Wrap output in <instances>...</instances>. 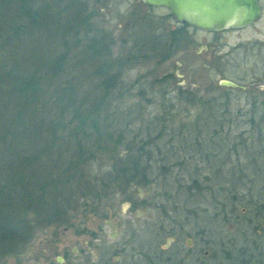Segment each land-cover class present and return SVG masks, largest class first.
<instances>
[{
  "label": "trees",
  "instance_id": "obj_1",
  "mask_svg": "<svg viewBox=\"0 0 264 264\" xmlns=\"http://www.w3.org/2000/svg\"><path fill=\"white\" fill-rule=\"evenodd\" d=\"M35 2L0 0L1 64H6L3 56L8 54L4 53L8 40L30 26L69 23L72 39L78 35L79 27L83 26L88 32L89 15L83 17L76 0L64 3L53 0L52 8L39 15ZM167 36L155 42L156 35H148L145 40L152 51H162L156 54L160 55V60L168 59L174 47V50L181 47V39L186 35L182 38L181 35ZM68 37L60 36L57 49L52 48L47 60L43 58L42 68L6 65L7 96L15 101L9 102L11 115L4 119L0 132V169L5 173L0 176V258L20 253L36 229L63 223L68 211L83 207L88 213L99 214L106 200L113 199L118 192L135 185L151 186L155 181L152 169L158 170V174L178 170L174 174L178 193L185 190L187 200L201 196L210 206L222 207L223 214L228 210V221L232 219V223L239 226L264 223V99L258 100L256 90L248 92L249 96L241 104L232 101L230 92L220 85L213 87L224 89L222 95L209 97L178 88L176 100L196 108L194 116L186 115L178 127L170 123L174 122L175 115L164 113L158 99H146L141 90L134 96L144 97L147 104L158 107L151 122L155 127L145 128L156 133H147L145 137L140 132L143 130L138 129L126 140L123 132L115 134L116 127L106 123L113 118L108 101L113 99V93L118 91L119 95V90L124 88L121 81L124 68L149 53L142 55L143 48H132L125 54L113 56L111 35L80 37L74 40V45L67 43ZM176 37L180 40L178 46H174ZM80 50L92 52L98 61L93 75L98 81L94 87L98 90L95 99H77L70 85L75 73L68 76L70 70H65L66 62ZM27 53L30 60L33 52ZM13 58L12 55L11 60H15ZM53 79L57 82L52 83ZM169 79L171 75L167 74L156 78L155 82ZM52 84L51 92H46ZM40 95H47L45 103L57 104L55 113L48 116V125L42 126L48 136L40 140L43 145L39 147V130L35 129L33 116L21 119L20 113L27 108L32 114L36 106L33 98ZM51 148H56L53 158ZM122 148L126 151L124 155L120 153ZM96 161L105 164L99 167L100 174L90 175L87 170ZM82 176L88 177L84 180ZM72 199L73 205L70 204ZM243 210L247 211L245 215ZM100 216L106 217L104 213ZM173 222L176 225L159 232L156 239L159 246L165 244L168 237L185 235L184 225L177 223V219ZM84 232L89 231L85 228L79 231ZM209 233L208 230L207 239H202V232H198L204 247L206 244L208 247ZM155 253L157 259L153 264L181 262L177 254L167 253L163 247ZM232 264L240 262L233 259Z\"/></svg>",
  "mask_w": 264,
  "mask_h": 264
},
{
  "label": "rangeland",
  "instance_id": "obj_2",
  "mask_svg": "<svg viewBox=\"0 0 264 264\" xmlns=\"http://www.w3.org/2000/svg\"><path fill=\"white\" fill-rule=\"evenodd\" d=\"M136 1H115L111 6L105 8L100 18H94L89 22L88 32L83 29V26L79 27V33L75 37V39L90 38L100 35V30L104 33L113 32L114 35H111L114 39L111 47L113 56L125 54L132 48H143L142 55L149 53V56H143L144 58L139 59L137 63L129 64L124 68L121 77L124 88L119 90L121 92L119 95L118 91H114L113 99L108 101L111 107L109 113L113 118L108 119L106 123L116 127L115 134L123 132L122 135L127 140L137 133L138 129L143 130L140 132L145 137L147 133L152 135L156 133L152 130L148 132L145 128L146 126L155 127L151 122L158 107L147 104L144 97L146 99L156 97L161 103L164 113L175 115L174 122H170L173 127H178L186 115L188 118L193 117L196 108L186 106L183 102L176 100L175 95L178 88L187 89L189 92L204 97L218 96L222 95L224 89L214 88L213 85H217L216 83L220 79L225 78L252 87L256 90L255 94L258 100L264 99V14L259 24L235 32V35H204L202 32L188 27L189 33L184 36L185 41L181 39V47L175 50L174 47L172 55L168 59L160 60V55L156 54L162 53V51H152L148 48L150 46L145 43V40L148 36L147 32L150 30H143L144 27H147L145 26L147 22L141 24L142 20L139 19L141 16L147 15L148 18L151 17L157 22L160 21V17H167V28L153 27L154 31L158 28L163 33L169 30V27L175 22L166 8H147L144 5H138ZM261 4L264 5V0H261ZM149 19L144 18L145 21H149ZM127 21L137 22L130 25V23H126ZM70 29L69 23L30 26L21 30L17 34L18 36L8 40L4 51L8 54L3 56V63L6 64H1L2 59H0V132L4 119L7 115H11L10 109H8V107L10 108L9 102L15 101L7 96L9 84L5 77L6 65H27L42 68L43 58L45 57L44 60H47V55L52 52V48L57 49L60 36L69 35L67 43L74 45L75 39H72ZM135 29L137 34L134 33ZM156 37L158 39L155 42H158L162 40L161 37L168 36L156 35ZM84 42L85 40L82 44ZM197 50L200 51L196 52ZM28 51L33 52L30 60L26 57ZM73 53L74 51L69 55ZM12 55L15 60H11ZM97 68L98 61L90 51H77L73 54L72 59L66 62L65 70H70L68 76L75 73L71 77L70 85L75 90L76 97L78 95L77 99H95L98 95V90L94 88L98 81L93 76ZM167 74L171 75V79L155 82L156 78ZM56 82L53 79L52 83ZM128 84L131 85V88L128 87ZM53 85L45 91L50 93ZM141 90L144 97L136 98L134 95ZM41 91L43 92V89ZM228 95L232 101H238L241 104L249 96L248 92H230ZM46 99L47 95L33 98L36 106L32 107V114L31 110L27 108L24 113H20L21 119L33 116L35 129L39 130L37 137L39 147L43 145L41 142L43 138L48 136L42 128L48 125V116L55 113L57 104L54 101L45 103ZM169 101L172 103L170 104ZM171 105L173 108L170 107ZM135 118L136 120L133 121ZM22 146L25 148V143H22ZM55 151L56 148L49 150L52 158ZM125 152V148L120 149L121 155H124ZM43 161L45 159L42 160V163ZM104 164V162L96 161L87 172L90 175L100 174L99 167ZM0 171L2 170L0 169ZM177 171L175 169L172 173L158 174V170L152 169L155 181L149 189L145 186L135 185L127 188L124 192L120 191L113 199L106 200L107 203L102 206L103 208H100L99 214L88 213L83 210V207L76 211H68L63 216V223L36 229L31 240L20 253L0 258V264H18V261L23 257L43 256L50 249L55 250V255L64 253L68 256L69 259L63 264H153L152 261L157 259L155 251L159 247L170 246V243L160 244V246L156 243L159 232L164 227L170 228L176 225L173 222L176 219L177 223L184 225L186 231V233L184 231L185 235L175 238L176 241L183 247L185 238L189 237L191 244L195 240L201 244L198 232H202V239H207L208 230L212 225H222V207L216 209V207L210 206L201 196H198L197 200L196 197L187 200L186 196L188 195L185 190L178 193L177 182L174 179V174ZM3 173V171L0 172V176H4L5 173L4 175ZM82 177L86 180L88 176ZM144 200L149 204H144ZM70 204L73 205V199ZM236 210L240 212V209ZM227 212L228 210H226ZM102 213L106 215L105 218L100 216ZM106 220H110L108 225ZM117 221H121L120 225H117ZM82 228L94 232L98 236L93 237L89 232L79 233ZM189 232L191 235L187 234ZM200 247V260L207 262L209 257L203 253L204 249H208L207 244L205 247L202 245ZM192 249L196 250L195 247ZM185 250L187 253H191L187 248Z\"/></svg>",
  "mask_w": 264,
  "mask_h": 264
},
{
  "label": "flooded vegetation",
  "instance_id": "obj_3",
  "mask_svg": "<svg viewBox=\"0 0 264 264\" xmlns=\"http://www.w3.org/2000/svg\"><path fill=\"white\" fill-rule=\"evenodd\" d=\"M52 1L53 0H44V1L36 0L35 8L37 10L36 11L37 15L44 13V11L47 8H52V4H51ZM76 1L79 3L82 9L83 17H85V15L86 16L89 15L87 22H91V20L94 18H97V19L100 18V15L104 13L105 8L111 6L115 1H118V0H76ZM64 2L65 0H63L62 3ZM136 2L138 5H144L147 8H160V7L146 5L140 0H137ZM262 6H263L262 17L254 24L243 27V28H234V29L231 28V29H224L220 31H202L197 28H193V27L192 28L194 30L202 32L204 35H235L234 34L235 32L246 30L247 28H250V27H254L256 24H259L262 21L263 14H264V5ZM141 17L139 20L140 21L142 20V21L140 22L138 20L141 24L147 22L145 23V26L147 27H144L143 30H150V32H147V35H181V38H182V35H188L189 31L187 30V28L191 27L187 24L176 22L171 16L172 20L175 23L169 27L170 28L169 30L163 33L159 31L158 28H156V30L154 31L153 27L160 26L163 28L164 27L167 28V25H166L167 20H168L167 17H160L159 18L160 21L158 20L157 22L151 17H149L150 18L149 19L147 15L143 16L142 19ZM144 18L149 19V21L148 20L145 21ZM126 23H130V25L135 24L130 21H127ZM134 33L137 34L136 29L134 30ZM100 35H114V33L113 32L104 33L100 30ZM143 35H146V34H143ZM179 42H180L179 38L176 37L174 41V46H178ZM224 42H227V41L224 40ZM215 44H217V42H215ZM231 81L236 82L240 85H244L241 82H237L234 80H231ZM226 88H228L227 90L229 92L252 93L254 91L252 87H248V86L246 90H242L238 88H229V87H226ZM250 89L252 90L250 91ZM145 203L149 204L148 201L144 200V204ZM246 212H247L246 210L242 211L244 215L246 214ZM228 217H229V214L226 213L225 211V213L222 215V218H223L222 225H219V224L218 226L212 225V227L209 229L210 233L208 235L209 237L208 249L203 251L204 255L209 257V260L207 261V263L208 264H232V260L234 259L235 261L238 260L240 264H264V223L257 225V224L250 222V223H246V226H239L237 223H231V220L228 221ZM109 221L110 220H106L107 225ZM116 223L120 225L121 221H117ZM188 238L187 239L185 238V244L183 245L184 247L183 248L180 245V243L176 241L174 237H168L165 244L170 243V246L166 247L167 245H165L166 248L163 247V249H165L167 253H169L170 251V253L177 254L178 258L181 261L180 264H200L201 262H204L200 260V257H199L200 256L199 252L201 249L200 242L195 240V241H192V244H191V239H188ZM171 245H174V246H171ZM192 247H195L196 250L194 251ZM185 248H187L191 253L189 252L187 253ZM68 259L69 258L66 254L63 253L62 255L60 254L55 255V250L50 249L43 256L36 255L34 257H23L20 261H18V264H30V263L32 264H55V263L63 264L67 262Z\"/></svg>",
  "mask_w": 264,
  "mask_h": 264
},
{
  "label": "water",
  "instance_id": "obj_4",
  "mask_svg": "<svg viewBox=\"0 0 264 264\" xmlns=\"http://www.w3.org/2000/svg\"><path fill=\"white\" fill-rule=\"evenodd\" d=\"M146 5L166 8L173 19L202 31L243 28L262 17L261 0H140ZM201 50V49H200ZM197 50L196 52H199ZM222 87L246 90L229 79L217 82ZM252 89H250L251 91ZM150 186L147 187L149 189ZM110 223V221L108 222ZM118 225V224H117Z\"/></svg>",
  "mask_w": 264,
  "mask_h": 264
}]
</instances>
